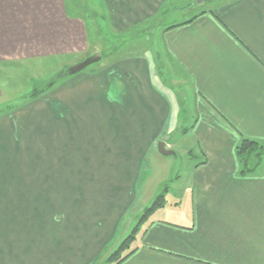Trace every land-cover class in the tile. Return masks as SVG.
Here are the masks:
<instances>
[{"label": "crops", "instance_id": "obj_1", "mask_svg": "<svg viewBox=\"0 0 264 264\" xmlns=\"http://www.w3.org/2000/svg\"><path fill=\"white\" fill-rule=\"evenodd\" d=\"M152 1L127 0L118 16L138 9L135 25L153 15ZM77 9V0H0V68L80 63L90 47ZM160 32L152 53L71 76L37 109L30 93L0 112V264L95 263L122 234L147 158L163 156L161 141L183 168L171 170L164 204L139 224L135 249L119 264H264V156L246 172L237 154L242 139L264 145V0H221ZM181 110L191 114L188 126ZM55 143L60 150L45 158H65L63 175L77 163L92 188L115 194L95 206L87 197L81 208L85 186L68 177L50 187L59 193L52 208L32 165L45 156L40 145ZM42 205L40 220L10 215Z\"/></svg>", "mask_w": 264, "mask_h": 264}, {"label": "rangeland", "instance_id": "obj_2", "mask_svg": "<svg viewBox=\"0 0 264 264\" xmlns=\"http://www.w3.org/2000/svg\"><path fill=\"white\" fill-rule=\"evenodd\" d=\"M77 1V13L83 16L84 22L87 25L86 30L90 48L87 50L86 56L88 55L87 57H89L92 54L98 52L101 57L100 61L92 63V65L86 67L77 74H92L93 72L103 71L104 68L109 66V62H113L115 59L127 58L128 56H143V52L152 53L157 45L161 46L160 31H162V29L170 27L172 24L186 21L187 19L194 17V15L198 14L199 12L210 10L221 0H153V4L150 3L152 5L151 10L153 15L146 19L144 18L143 21L138 22L135 25L129 24V21L136 19L134 17L139 14L138 9L136 14L133 12L132 14H125V16H118L117 9L120 8L121 5L127 0H109V10L108 8L104 7L102 0ZM154 5L157 7L155 10L153 9ZM76 60L77 59L72 57L66 59V62H64L66 63L65 66H58L59 64H56L52 60H48L43 63L34 60V62H31L30 65L28 64L26 66L16 67L11 65L3 67V69L0 68V88L2 91L0 98V112H5L7 109L13 108L16 104L25 102V100L28 99L27 95L30 93L31 96H29V98H33V107L36 108V106H43V101L47 97V94L52 92L50 91L51 88L59 86L71 76L77 75H68L67 71L69 67L76 65L74 64ZM188 102L189 101H187V103ZM36 109H34V111H36ZM180 113L181 114L177 117L182 118L183 124L188 126L189 122L191 121V114L189 112L185 113L184 110H181ZM181 137L182 133L180 132H176L172 136V140L176 142V153L177 151L181 152V147H179L181 144V142H179ZM60 146L61 145L59 143H55V145L53 144L52 147L51 145L50 147L49 145H40L38 150L40 149V153L45 154V156L40 161H38L34 167L32 165V168H34L32 169L33 172L35 171L37 176H40V188L43 191V193L41 191V196H45L44 198H46L48 202L49 200L53 202L51 204L52 208L54 205L56 206V201L54 198L57 199L55 195H58L59 193L58 191L54 190L50 191V187L52 185L56 186L54 183L59 184L60 182L63 183L64 181L68 182V177L72 182H83L82 185L85 186L84 189L81 190L84 195H79V203L81 208L83 205L86 207L85 201L87 197H90V203L95 206L101 202L102 198H107V196H113L115 194L114 187H111V190L107 195V192L104 191L103 187L92 188L91 185H93L94 182H90V172H84V167L82 165H76L77 163L74 165V168H72L73 173H66L63 175V173H61L62 170H67V167L64 165L63 161H66L65 158L58 160L56 158L52 159L51 157L49 159L45 158L53 154L52 152L55 150L59 151ZM78 147L81 146L78 145ZM78 147L75 146L74 151H76V149H80ZM63 154H61L60 157L62 155L66 156L65 152ZM79 157L80 156L76 157V162ZM156 157L158 158L157 160ZM156 157L152 158L149 155L147 158V165L144 168L145 170L143 169V171L146 173L141 179V183H138L139 192L135 205H133L134 209L128 217L126 216L122 223V234L115 239L110 247H107L100 253V256L97 257L95 263L93 264L113 263V261L107 262V257H109L112 252L119 247L123 239L133 232L135 227H138L139 224L142 223L143 220L141 219L143 218L141 217L144 215L145 209L158 196V194L161 193L167 185L171 186L172 182H169L168 180L169 174L172 173L171 170L180 166L183 168L184 159L181 156H177L176 158L175 155H166L165 157L158 155ZM47 161L54 163L55 165H52L50 168L48 166L50 163H47L48 165H46ZM16 168L19 167L14 166L13 169H11L15 170ZM21 171L22 173L28 172L27 175L29 180L31 179L29 176L31 174V169L29 170V166ZM58 171L60 172L59 175ZM12 185L13 180L8 179L5 186L10 188ZM64 199L67 200L66 195ZM71 199L67 201L68 205H71ZM44 208L45 206L42 205L41 209L32 207L29 208V210L18 209L12 211L14 214L10 215L15 217L17 220L23 219L25 222H31V220H34L33 217H39L40 220L41 217L44 216ZM52 208H50V210H52ZM59 211L60 210H57V212L55 211L54 214H58ZM85 213L86 212H83L82 215H85ZM35 220L37 222V219ZM135 243V241L132 243L131 247H129V250L134 248ZM127 250V248L124 249L122 255H124Z\"/></svg>", "mask_w": 264, "mask_h": 264}, {"label": "trees", "instance_id": "obj_3", "mask_svg": "<svg viewBox=\"0 0 264 264\" xmlns=\"http://www.w3.org/2000/svg\"><path fill=\"white\" fill-rule=\"evenodd\" d=\"M237 154L241 156L244 171L247 172V170H251L254 165H257L264 156V145L260 144L259 142L257 143L256 141H252L248 138L242 139L239 146H237ZM163 204L164 195L161 193L145 209L144 215L141 217L143 219L141 220H144L145 217H147L153 210L161 207ZM137 229L138 227H135L133 229V232H131L126 238L123 239L119 247L115 251H113L109 257H107V262L113 261L112 264H119L132 254L135 248L129 250V247H131L132 243H134L135 241V236L138 231ZM126 248L128 250L124 253V255H122L123 250Z\"/></svg>", "mask_w": 264, "mask_h": 264}, {"label": "water", "instance_id": "obj_4", "mask_svg": "<svg viewBox=\"0 0 264 264\" xmlns=\"http://www.w3.org/2000/svg\"><path fill=\"white\" fill-rule=\"evenodd\" d=\"M100 60H101L100 54L98 52H96V53L92 54L91 56L86 57L80 63L69 67V69L67 70L68 71V75L80 73L81 70H83L86 67L92 65V63H96V62H98ZM164 147H165V144L163 142H160L158 144V147H157L158 148V152L161 155L166 156V155H170V154L173 153L171 150H168V149H166Z\"/></svg>", "mask_w": 264, "mask_h": 264}]
</instances>
